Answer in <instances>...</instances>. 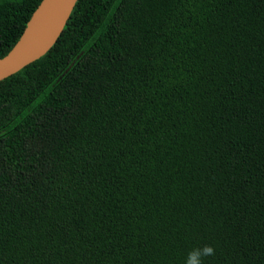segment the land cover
Segmentation results:
<instances>
[{
	"label": "trees",
	"instance_id": "obj_1",
	"mask_svg": "<svg viewBox=\"0 0 264 264\" xmlns=\"http://www.w3.org/2000/svg\"><path fill=\"white\" fill-rule=\"evenodd\" d=\"M42 0H0V57ZM264 264V0H78L0 80V264Z\"/></svg>",
	"mask_w": 264,
	"mask_h": 264
},
{
	"label": "water",
	"instance_id": "obj_2",
	"mask_svg": "<svg viewBox=\"0 0 264 264\" xmlns=\"http://www.w3.org/2000/svg\"><path fill=\"white\" fill-rule=\"evenodd\" d=\"M78 0H42L11 50L0 57V80L36 61L56 43Z\"/></svg>",
	"mask_w": 264,
	"mask_h": 264
},
{
	"label": "clouds",
	"instance_id": "obj_3",
	"mask_svg": "<svg viewBox=\"0 0 264 264\" xmlns=\"http://www.w3.org/2000/svg\"><path fill=\"white\" fill-rule=\"evenodd\" d=\"M214 255L215 247L212 245L194 247L188 252L184 264H205L206 258Z\"/></svg>",
	"mask_w": 264,
	"mask_h": 264
}]
</instances>
